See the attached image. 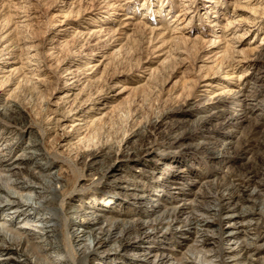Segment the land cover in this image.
Segmentation results:
<instances>
[{"label":"rangeland","instance_id":"rangeland-1","mask_svg":"<svg viewBox=\"0 0 264 264\" xmlns=\"http://www.w3.org/2000/svg\"><path fill=\"white\" fill-rule=\"evenodd\" d=\"M23 156L34 181L39 166L62 178L52 196L24 192L48 197L36 217L54 218L63 250L34 255L50 264H144L151 250L180 260L198 239L189 211L171 234L114 236L84 262L74 236L87 212L157 219L227 186H238L233 204L207 228L218 264L242 209L251 215L236 227L250 229L253 264H264V198L252 201L264 193V0H0V160ZM13 214L0 213V225L25 234L30 213Z\"/></svg>","mask_w":264,"mask_h":264},{"label":"bare ground","instance_id":"bare-ground-1","mask_svg":"<svg viewBox=\"0 0 264 264\" xmlns=\"http://www.w3.org/2000/svg\"><path fill=\"white\" fill-rule=\"evenodd\" d=\"M5 111L9 112V118L17 122V114L11 106H7ZM240 115L242 116V113L238 116ZM30 146L32 147L34 145ZM36 155L37 154L35 153L31 154V158H36ZM25 159H27V157L23 156L14 162L4 163L0 160L2 163H0V182L4 185L3 186L0 183V192L4 195L3 201L1 199L2 196H0V213L13 210L14 214H19V217L24 216V213H30L24 219V224L29 225L28 228H25L28 231H25V234L23 232L24 236L8 230L7 224L0 225V261H9L12 264H50L41 257L34 255V251H36L44 254L45 257L50 258L49 261H53L58 259L60 251L63 250V244L61 243L62 245H60V239L57 235L58 225L55 223L54 218L41 217L37 219L36 217V213L42 212L44 207L49 204L48 197H42L44 199L42 201L43 204H39L33 200L30 195V197H28V195L25 196L24 192L36 193V195H39V198H41L40 194L42 193H47L49 196H52L57 192L54 185H60L62 178L55 175L45 176L43 168L39 166L37 168V170H39L37 172L38 180L34 181L32 177H29L30 175L28 176L26 169L21 167ZM102 169H104V167ZM96 170L94 171L96 172ZM248 176V182H251L254 178V173H251ZM244 180H246V178ZM230 187L228 188L227 186L225 194V188L223 187V192H221V190L216 191V193L214 192V194L210 193L207 197H205V195L203 197L199 196L197 201L192 204H184L175 208H170L162 213L163 215L157 219H135L126 223H120L118 221H111L104 218L96 212H87L85 221H81V224H86L82 226V228H85V231L79 229L74 236V242L77 244V255H79L84 262L88 257L97 255L100 247H103L108 241L112 240L114 236L126 241L127 244H131L133 241L141 237L142 233H150L148 234V238L160 233V229H165V234L167 235L171 234L175 230L174 228L176 224L180 222L181 216L189 211L187 212L189 214V225H192L196 237H198V239L194 241L193 247L189 250L190 253L185 254L180 260H173L169 255H162L157 251L151 250L148 254H144L143 258L141 257V260L139 261L144 264H218L220 261V250L213 246L214 242L216 243L215 237L212 233L210 235L208 234L209 232L207 231V228H210L212 225V222L210 221L211 219L217 217L219 212H223L225 207L232 206L234 195L239 190L238 186ZM220 188L218 187V189ZM260 198H264V193L262 190H257V194L253 196L252 201L256 203ZM144 199V197L139 198L136 205L138 207H143L145 205ZM199 200H201V202ZM209 204L213 205L209 206ZM155 207H159V204L152 206V208ZM242 210L234 216L229 215L231 220L228 221V227H230V229L227 231L224 240L230 246L225 252L224 256L226 261L224 264H253V262H255L252 259L254 247L256 246V240H254L255 237L254 239L250 238L252 235L250 229L245 228L241 230L236 227L237 222L242 223L248 215H251L248 211ZM82 212L83 211L78 208H74L71 211L74 215ZM47 224H51V227H47ZM32 228L38 229L37 232ZM47 228H51L52 230L49 231ZM117 230L118 233L116 232ZM49 232L55 233V237L49 235ZM86 232L90 233L87 244L85 243L84 245H81V241L84 237V234L82 233ZM240 234L244 235V238L250 239L252 243L246 241L237 246L235 241L239 239ZM127 235L129 238L125 239L124 237ZM53 241H56L59 244L57 249L51 246ZM12 245L18 247L25 246V252L11 253L10 246ZM208 246L209 248H207ZM112 251L115 257L119 255L117 249H113ZM197 254L199 255L197 256ZM64 264H66V261Z\"/></svg>","mask_w":264,"mask_h":264}]
</instances>
